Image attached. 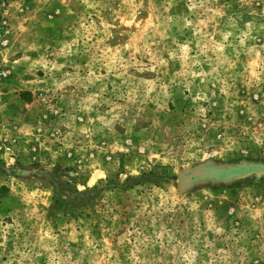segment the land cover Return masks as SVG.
Returning a JSON list of instances; mask_svg holds the SVG:
<instances>
[{"label":"rangeland","instance_id":"374dc122","mask_svg":"<svg viewBox=\"0 0 264 264\" xmlns=\"http://www.w3.org/2000/svg\"><path fill=\"white\" fill-rule=\"evenodd\" d=\"M0 264H264V0H0Z\"/></svg>","mask_w":264,"mask_h":264},{"label":"water","instance_id":"95a60500","mask_svg":"<svg viewBox=\"0 0 264 264\" xmlns=\"http://www.w3.org/2000/svg\"><path fill=\"white\" fill-rule=\"evenodd\" d=\"M222 172L220 171H214V170H197L194 172H190L188 170H186L184 172V176L182 179V184L185 185L187 183H189L191 181V179H193L194 181L198 182L200 180H204V179H211V180H218L220 179ZM225 177H229L230 176V172L229 173H223Z\"/></svg>","mask_w":264,"mask_h":264}]
</instances>
